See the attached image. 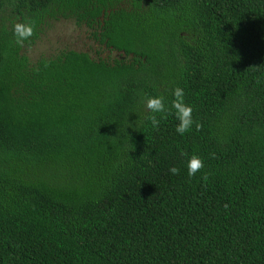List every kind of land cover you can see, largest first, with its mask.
<instances>
[{"label":"trees","instance_id":"obj_1","mask_svg":"<svg viewBox=\"0 0 264 264\" xmlns=\"http://www.w3.org/2000/svg\"><path fill=\"white\" fill-rule=\"evenodd\" d=\"M61 19L109 51L31 61ZM0 264H264V0H0Z\"/></svg>","mask_w":264,"mask_h":264},{"label":"clouds","instance_id":"obj_2","mask_svg":"<svg viewBox=\"0 0 264 264\" xmlns=\"http://www.w3.org/2000/svg\"><path fill=\"white\" fill-rule=\"evenodd\" d=\"M14 34L16 42L22 44L33 35V28L29 24H17L14 28ZM172 97L170 103L163 95L148 97L146 107L149 110V115L146 119L150 122L151 127L155 129L159 127L161 120L166 119L168 115H172L178 121L175 128L176 133L183 136L190 132L193 127V108L185 103V92L182 88L175 87L172 90ZM182 155L185 154L182 153ZM186 167L189 177H192L204 167V162L200 157L193 155L188 158ZM169 171L175 175L178 174L179 169L172 167Z\"/></svg>","mask_w":264,"mask_h":264},{"label":"rangeland","instance_id":"obj_3","mask_svg":"<svg viewBox=\"0 0 264 264\" xmlns=\"http://www.w3.org/2000/svg\"><path fill=\"white\" fill-rule=\"evenodd\" d=\"M92 45L84 27L79 28L72 21L61 19L45 27L41 38L27 55L31 61H36L42 55H54L65 49L80 51Z\"/></svg>","mask_w":264,"mask_h":264},{"label":"flooded vegetation","instance_id":"obj_4","mask_svg":"<svg viewBox=\"0 0 264 264\" xmlns=\"http://www.w3.org/2000/svg\"><path fill=\"white\" fill-rule=\"evenodd\" d=\"M94 44H95L96 46H94L93 48L88 47V48H86L85 50H80V51H93L95 56H97V55L99 54L100 51H109V50H107V49H105V48H100L99 45L96 44V43H94ZM66 50H69V51H70V49H65V50H61V51H66ZM72 51H77V50H72ZM78 51H79V50H78ZM103 56H104V57L109 56V52H106Z\"/></svg>","mask_w":264,"mask_h":264}]
</instances>
